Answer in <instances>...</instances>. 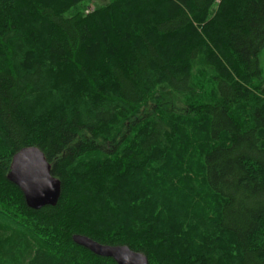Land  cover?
<instances>
[{
  "label": "trees",
  "instance_id": "1",
  "mask_svg": "<svg viewBox=\"0 0 264 264\" xmlns=\"http://www.w3.org/2000/svg\"><path fill=\"white\" fill-rule=\"evenodd\" d=\"M263 50L264 0H0V264H264ZM29 147L54 207L7 178Z\"/></svg>",
  "mask_w": 264,
  "mask_h": 264
},
{
  "label": "water",
  "instance_id": "2",
  "mask_svg": "<svg viewBox=\"0 0 264 264\" xmlns=\"http://www.w3.org/2000/svg\"><path fill=\"white\" fill-rule=\"evenodd\" d=\"M7 178L21 190L32 210L54 207L60 200L61 181L52 175L51 164L37 147L24 148L14 156ZM73 241L94 255L113 259L117 264H150L146 255L128 246L105 245L84 235H74Z\"/></svg>",
  "mask_w": 264,
  "mask_h": 264
},
{
  "label": "rangeland",
  "instance_id": "3",
  "mask_svg": "<svg viewBox=\"0 0 264 264\" xmlns=\"http://www.w3.org/2000/svg\"><path fill=\"white\" fill-rule=\"evenodd\" d=\"M94 2H95L96 5H101V4L104 3V0H94ZM90 5H91V4H90ZM93 9H94V6L91 5V6L87 9L86 13H90V12H92ZM260 61H261V68H262V70H263V75H264V50H263L262 53H261Z\"/></svg>",
  "mask_w": 264,
  "mask_h": 264
}]
</instances>
